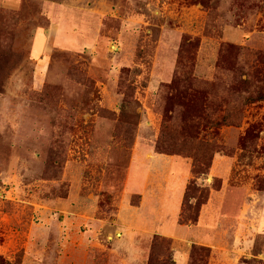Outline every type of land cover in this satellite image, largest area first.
Wrapping results in <instances>:
<instances>
[{"label":"rangeland","instance_id":"374dc122","mask_svg":"<svg viewBox=\"0 0 264 264\" xmlns=\"http://www.w3.org/2000/svg\"><path fill=\"white\" fill-rule=\"evenodd\" d=\"M258 83L264 0H0V256L264 264V100L243 103ZM129 172L192 177L209 199L226 179L211 235L178 224L176 187L153 215L184 240L126 241L117 213L142 200L123 197Z\"/></svg>","mask_w":264,"mask_h":264},{"label":"crops","instance_id":"0c3cea01","mask_svg":"<svg viewBox=\"0 0 264 264\" xmlns=\"http://www.w3.org/2000/svg\"><path fill=\"white\" fill-rule=\"evenodd\" d=\"M44 49V48H43ZM164 155L169 156L167 158L168 160H174L177 156H171L166 154H156V156ZM164 160V159H163ZM132 161V165H133ZM131 165V167H132ZM131 172V169H130ZM129 172L128 177L125 179V186L123 190V197L126 199H130L132 195H140L142 200L140 201V204L138 205H130L126 203L125 207H122L119 212L117 213L118 220H122L121 229L123 230L124 234L123 237H126V241L129 239V241H132L131 244L137 240V237H148L154 233H160L169 237H172L174 239L178 240H184L183 236H180V234H171L169 232L164 231L165 230V221H160L156 219L153 215L154 207L157 206L159 212L163 210L166 195L170 194L171 191L175 190L177 187L178 190H181L180 193L185 194L187 185L189 184L192 177H182V181L180 179H177V177H152L151 174L147 175V177H131V173ZM211 178V177H210ZM226 178V177H221ZM227 180L225 179L223 187L219 191H212L210 199L208 200L207 204L203 207L201 210V214L199 217V220L196 225H189L194 226L198 228V235L200 233V237L203 235L204 228H207L206 230L209 231V234L211 235V227H205L203 226L206 221L209 223H214L216 217L213 215H209L207 212L213 211V208L215 206V200L214 197L217 196V194L221 195L227 188ZM181 202V208L182 209V203ZM153 207V209H152ZM215 210L217 208L215 207ZM180 215V214H179ZM177 217V222H178ZM206 218H209L206 220ZM218 220V219H217ZM160 224L159 229H156V224ZM180 226H187L186 224H180ZM164 229V230H163ZM176 231H178L176 229ZM200 231V232H199ZM207 234V233H206ZM197 235V237H198ZM194 242L205 244L208 246H212V244L208 243L206 241H199L198 238L192 237ZM188 240V239H187ZM128 241V242H129ZM199 241V242H198ZM69 242V241H68ZM70 245V244H69ZM214 252V251H213ZM30 260L27 254L25 255L24 264H28V261Z\"/></svg>","mask_w":264,"mask_h":264},{"label":"trees","instance_id":"16d2710c","mask_svg":"<svg viewBox=\"0 0 264 264\" xmlns=\"http://www.w3.org/2000/svg\"><path fill=\"white\" fill-rule=\"evenodd\" d=\"M189 44V43H188ZM188 79V78H187ZM264 100V84L258 83L250 92H248L244 97H243V103L244 104H249V103H254L257 101H263ZM230 123V114L229 113H224L219 119L215 120L212 122V126L219 127L222 125H226ZM197 140V139H196ZM196 145H200L201 142L194 141ZM158 154H166V155H174L170 154L164 149H159L157 151ZM196 152L193 153L192 157L194 158V161L196 162L198 159L195 157ZM176 155V154H175ZM192 173L194 175L193 178L198 177L200 172L198 170L197 165H194L192 169ZM192 180L189 182L187 185L185 194H184V199H183V209L180 214L179 222L184 223V224H194L199 220L200 217V211L201 207L206 204L209 200V195L210 192L209 190L205 189H197L196 188V181ZM197 192H199L198 197L196 196ZM196 200V203L193 204V200ZM197 209V213L194 215H191L189 212L192 208ZM197 246V245H196ZM191 259H189L190 263ZM0 264H8L7 260L3 257L0 256Z\"/></svg>","mask_w":264,"mask_h":264}]
</instances>
